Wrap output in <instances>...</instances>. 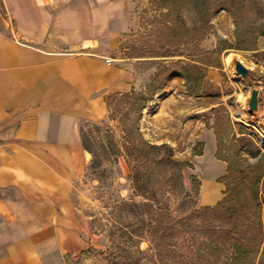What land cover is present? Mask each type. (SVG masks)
Here are the masks:
<instances>
[{
	"label": "rangeland",
	"instance_id": "obj_1",
	"mask_svg": "<svg viewBox=\"0 0 264 264\" xmlns=\"http://www.w3.org/2000/svg\"><path fill=\"white\" fill-rule=\"evenodd\" d=\"M135 18L112 52L107 106L80 117L72 208L87 246L68 264H264V0H142ZM139 135L158 147L139 146ZM166 157L175 163L154 161ZM213 170L223 184L214 209L202 197ZM153 193L194 226V249H172L184 261H158L153 234L128 230Z\"/></svg>",
	"mask_w": 264,
	"mask_h": 264
},
{
	"label": "crops",
	"instance_id": "obj_2",
	"mask_svg": "<svg viewBox=\"0 0 264 264\" xmlns=\"http://www.w3.org/2000/svg\"><path fill=\"white\" fill-rule=\"evenodd\" d=\"M141 1L0 0V264H68L86 248L72 208L79 121L107 106L112 52ZM210 134L206 156L216 152ZM215 172L207 204L221 198Z\"/></svg>",
	"mask_w": 264,
	"mask_h": 264
},
{
	"label": "trees",
	"instance_id": "obj_3",
	"mask_svg": "<svg viewBox=\"0 0 264 264\" xmlns=\"http://www.w3.org/2000/svg\"><path fill=\"white\" fill-rule=\"evenodd\" d=\"M108 100V98H107ZM139 146L143 147H149V148H157V145L151 144L148 140L144 139L142 136L139 135L138 139ZM155 162L162 164L166 161L173 162L172 159L166 157V158H160L159 160L154 159ZM175 163V161L173 162ZM172 176V175H171ZM195 182H197V188L196 192L199 193V187L201 185L200 180L198 177L193 174L192 175ZM141 178L139 177L136 180V184H141ZM199 185V186H198ZM144 186L146 188V184L144 183ZM143 189V188H142ZM147 189V188H146ZM146 189H144L146 191ZM140 192L141 189H139ZM145 195V193H143ZM150 196L151 200L155 201V205H151L150 203L146 204V209L144 212L143 217V224L139 227H136L135 229H128L132 235H137L140 239L144 236L146 232H151V235L153 234V242L156 244L155 249H157V255L161 257L158 261H163L164 256H167V258H172L177 261L183 260L186 258H189V256L186 254H181L180 258H178V255L172 254V249H189L190 247L194 249V226L190 228V223L188 222L187 215H181L179 216H173L172 213H170V210L166 206H163L161 204V201L158 200L156 197L152 195ZM218 205H221V202L219 201L214 207L207 205L205 207L207 208H216ZM146 216V217H145ZM190 230L191 232H188ZM190 234V235H188ZM185 247V248H183ZM163 249H171L167 254L163 253ZM167 261V260H166Z\"/></svg>",
	"mask_w": 264,
	"mask_h": 264
},
{
	"label": "water",
	"instance_id": "obj_4",
	"mask_svg": "<svg viewBox=\"0 0 264 264\" xmlns=\"http://www.w3.org/2000/svg\"><path fill=\"white\" fill-rule=\"evenodd\" d=\"M236 71L241 74L242 76H246L248 69L244 63H242L240 60L236 63ZM249 105L252 109H256L258 106V90L252 89L251 98L249 101Z\"/></svg>",
	"mask_w": 264,
	"mask_h": 264
},
{
	"label": "bare ground",
	"instance_id": "obj_5",
	"mask_svg": "<svg viewBox=\"0 0 264 264\" xmlns=\"http://www.w3.org/2000/svg\"><path fill=\"white\" fill-rule=\"evenodd\" d=\"M232 56L229 55L228 59H231ZM214 192V189H212V187H210V184L208 181L205 182V186H204V189H203V196H204V199H207L209 196H213V193Z\"/></svg>",
	"mask_w": 264,
	"mask_h": 264
},
{
	"label": "built area",
	"instance_id": "obj_6",
	"mask_svg": "<svg viewBox=\"0 0 264 264\" xmlns=\"http://www.w3.org/2000/svg\"><path fill=\"white\" fill-rule=\"evenodd\" d=\"M111 61L110 60H108V63H110Z\"/></svg>",
	"mask_w": 264,
	"mask_h": 264
}]
</instances>
